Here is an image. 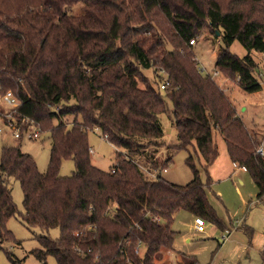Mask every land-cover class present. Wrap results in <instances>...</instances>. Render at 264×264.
<instances>
[{
    "label": "trees",
    "instance_id": "1",
    "mask_svg": "<svg viewBox=\"0 0 264 264\" xmlns=\"http://www.w3.org/2000/svg\"><path fill=\"white\" fill-rule=\"evenodd\" d=\"M206 31L225 44L216 67L245 91L262 89L253 51L264 56V0H0V92L13 89L20 98L15 116L29 120L25 127L34 122L52 134L45 173L19 146L4 147L0 161L2 174L21 183L26 223L60 229L57 239L38 236L41 246L31 252L42 262L52 255L58 264H156L162 247H173L172 223L180 210L220 226L192 154L187 162L194 177L187 184L160 171L148 176L140 164L143 159L148 170L166 169L178 150L193 147L211 179L219 155L215 130L264 199V155L257 152L263 141L213 76L202 73L193 49L187 51L190 40ZM236 39L248 51L243 57L229 48ZM145 68L166 74L164 91ZM163 114L178 142L168 144L161 161ZM96 127L121 148L108 171L91 160L88 132ZM65 158L75 169L62 176ZM16 212L0 176L1 223ZM3 237H11L5 228ZM182 259L198 263L190 255Z\"/></svg>",
    "mask_w": 264,
    "mask_h": 264
},
{
    "label": "rangeland",
    "instance_id": "2",
    "mask_svg": "<svg viewBox=\"0 0 264 264\" xmlns=\"http://www.w3.org/2000/svg\"><path fill=\"white\" fill-rule=\"evenodd\" d=\"M80 5L74 7L75 13H80ZM196 43L191 44L194 55L204 75L211 74L218 85L230 97L238 114L245 122L249 131L264 142V56L261 52L253 51L254 58L258 61V72L255 76L262 84V89L256 92L243 90L236 79L216 67L217 54L225 47L223 38L213 32L206 31L195 37ZM230 50L240 57L247 54V49L239 40L230 45ZM184 49V48H183ZM144 74L154 83L160 86L166 79V74L154 68L143 69ZM218 72V74H214ZM140 86H144L139 81ZM14 92L13 89H9ZM163 90V89H162ZM164 91V90H163ZM0 92V105L2 95ZM169 106L172 102L168 99ZM9 110V109H8ZM10 111V110H9ZM15 115V112H13ZM72 116H69V121ZM161 120L164 126L165 144L159 148L157 157L162 161L167 157V146L178 142L177 132L168 114H163ZM29 120H21L19 127L21 136L14 135L15 130L5 126L0 119V161L3 149L6 146H19L22 151L29 153L35 159L40 172L45 173L48 169L52 134L50 131L41 132L39 127ZM28 128L40 130L38 138H29L26 130ZM91 160L97 167L108 171L118 160V151L121 148L115 146L104 138L102 132L90 130L88 132ZM214 141L218 147L219 155L213 170L209 169L211 179L203 167V160L197 155L193 147L178 150L173 159L164 169H159L162 176L167 180L187 184L193 177L194 172L188 164L187 159L193 155V161L200 170L201 179L207 184V195L216 213L223 222L220 226L204 217L205 225L203 231L195 227V216L188 210H180L176 213L172 223L175 231V240L172 248L162 247V256L156 259V264H183V255H190L197 259V264H263L264 263V199L259 200L258 186L247 169H237L228 163V151L224 136L220 131H214ZM141 159L140 164L146 170V163ZM75 169V163L70 158L61 162L60 174L71 175ZM154 173H156L154 171ZM148 176H154L147 172ZM6 178L11 189L17 212L8 218L4 225L0 221V229L10 232V238L0 239V264H17L12 259L20 260L21 264H58L56 258L48 256L44 263L31 251L41 246L38 236L46 234L54 239L60 237V229L53 227L43 230L38 226H29L24 220V193L19 180L2 174ZM158 221L164 223L156 217ZM5 238V239H4ZM140 253L144 250L140 245Z\"/></svg>",
    "mask_w": 264,
    "mask_h": 264
},
{
    "label": "built area",
    "instance_id": "3",
    "mask_svg": "<svg viewBox=\"0 0 264 264\" xmlns=\"http://www.w3.org/2000/svg\"><path fill=\"white\" fill-rule=\"evenodd\" d=\"M190 43L195 44L196 43L195 38L190 40ZM214 74H218V72H214ZM167 85H168V82L166 81V82H163L160 87L161 89H165ZM20 103H21L20 98L12 90H8L2 95V105L5 109L3 111H0V119L5 123V126L15 130L14 135L16 137H20L22 135L21 134L22 130L18 126L20 122L16 118V116L13 114V112H15V109L20 105ZM95 130H98V128L96 127ZM26 132L29 138H38L40 135V130L38 131L32 128H28ZM103 136L104 138L107 139L106 135H103ZM257 152L264 155V142H262L261 145L258 147ZM146 171L147 172L150 171V173L154 175L153 177L158 175V171L156 170L151 171V170L146 169ZM154 171L156 173H154ZM164 171H166V169H164ZM204 225H205L204 218L197 216L195 218L196 229L198 231H203Z\"/></svg>",
    "mask_w": 264,
    "mask_h": 264
},
{
    "label": "crops",
    "instance_id": "4",
    "mask_svg": "<svg viewBox=\"0 0 264 264\" xmlns=\"http://www.w3.org/2000/svg\"><path fill=\"white\" fill-rule=\"evenodd\" d=\"M227 156H228V158H227L228 163H230L231 165H233V167H236L237 169H240V170H241V169H244L243 167H240V166H238L236 163H234V162L230 159L229 154H228ZM216 161H217V160H216ZM216 161H215V163H216ZM215 163L212 164V165L210 166L211 171L213 170Z\"/></svg>",
    "mask_w": 264,
    "mask_h": 264
}]
</instances>
